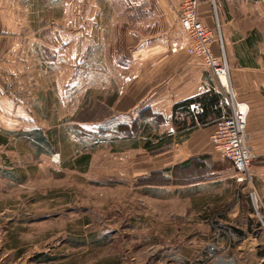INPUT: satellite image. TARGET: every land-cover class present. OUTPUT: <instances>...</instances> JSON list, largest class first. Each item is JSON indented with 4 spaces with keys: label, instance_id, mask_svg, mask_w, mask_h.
I'll return each mask as SVG.
<instances>
[{
    "label": "rangeland",
    "instance_id": "rangeland-1",
    "mask_svg": "<svg viewBox=\"0 0 264 264\" xmlns=\"http://www.w3.org/2000/svg\"><path fill=\"white\" fill-rule=\"evenodd\" d=\"M246 1H230L233 18L249 24L264 16L258 0ZM136 2L80 0L71 72V47L55 43L66 55L59 61L47 41L44 72L16 76L31 120L27 136L14 129L0 144V264H264V184L251 169L250 180L233 178L230 164L214 155L212 131L199 138L206 153L182 167L170 165L180 133L152 153L142 148L166 132L158 119L154 129L134 121L142 132L128 137L114 133L116 119L102 118L117 96L115 61L133 44L126 33L150 26L148 5ZM23 59L31 65L37 57L25 51ZM84 153L81 171L75 159Z\"/></svg>",
    "mask_w": 264,
    "mask_h": 264
},
{
    "label": "crops",
    "instance_id": "crops-1",
    "mask_svg": "<svg viewBox=\"0 0 264 264\" xmlns=\"http://www.w3.org/2000/svg\"><path fill=\"white\" fill-rule=\"evenodd\" d=\"M79 1L0 0V144L7 141L9 131L14 129H21L19 136L28 135L30 111L23 101L24 86L16 76L35 67L38 70L43 68L44 72L46 50L49 47L46 42L54 43L51 47L53 50L47 51L59 61L66 55L62 49L55 47V43L71 47L73 53L69 52V67L65 71L71 72L73 62H77ZM230 1L198 0L197 13L201 23L210 32L209 47L212 54L220 56V44L222 46L233 99L245 107L246 142L255 158H258L264 154V16L251 20L249 24L247 18V22H239L229 11ZM237 1L242 4L247 2ZM180 2H136L143 7L148 5L150 26L126 33L127 40L132 39L133 44L125 48L123 56L115 61L112 82L117 96L110 118L116 119V125L145 120L149 121L153 129L163 123L166 132L177 134L178 130L171 121L174 103L207 91L217 93L221 98L218 84L210 71L185 52V36L176 21ZM256 3L264 10V0ZM158 21L163 25L158 26ZM244 24L247 27L241 26ZM47 25L52 27L49 36L44 32ZM31 41L38 43V49L35 44L29 47ZM25 51L37 57L31 65L24 64ZM144 110L160 115L161 124L154 126L156 121L153 119H141L140 114ZM226 112L227 108L221 107L220 113ZM217 117L201 124L195 123L178 143L173 144L170 165L206 153L199 144V138L212 131ZM250 169L255 179L264 184V159L259 158L256 163L252 161ZM205 183L197 182L192 186L198 189Z\"/></svg>",
    "mask_w": 264,
    "mask_h": 264
},
{
    "label": "built area",
    "instance_id": "built-area-1",
    "mask_svg": "<svg viewBox=\"0 0 264 264\" xmlns=\"http://www.w3.org/2000/svg\"><path fill=\"white\" fill-rule=\"evenodd\" d=\"M197 7L198 0H181L176 12L177 24L185 36L184 49L187 55L198 59L213 75L221 92L218 105L228 110L215 118L208 139L217 159L230 163L234 179L237 182L248 181L249 166L255 156L246 142L245 107L242 105L244 108H241V104L233 99L222 46L220 44V56L212 54L210 32L199 20ZM189 109L193 113L201 112L197 103L190 104Z\"/></svg>",
    "mask_w": 264,
    "mask_h": 264
},
{
    "label": "trees",
    "instance_id": "trees-1",
    "mask_svg": "<svg viewBox=\"0 0 264 264\" xmlns=\"http://www.w3.org/2000/svg\"><path fill=\"white\" fill-rule=\"evenodd\" d=\"M115 95L111 97L108 102L106 103V106H111ZM220 96L217 93L207 91L204 92L198 96L190 97L181 101H178L172 105L171 108V121L173 126L176 130H178L177 135L182 134L184 135L194 127L195 123H204L209 118L219 116L221 113V107L218 105ZM193 102L198 103V105L201 108V112L199 113H193L189 109V105ZM78 118L75 119V121H82L83 119L80 118V113L77 114ZM111 111H105L102 118H106L107 116H111ZM141 119L142 118H151L154 121L158 119L160 122L162 121V118L160 115L152 113L150 110H144L140 114ZM100 118V119H102ZM98 119V120H100ZM138 125L135 126V122H132L131 125L127 124H117L114 128V133L117 131H124L126 132V135L128 137L134 136V134L141 129ZM182 129H185L183 131H180ZM140 131V130H139ZM180 131V132H179ZM133 132V135L131 134ZM142 132V131H140ZM148 135V133H147ZM176 134H172L171 132H164L161 135H152L149 136L147 139H145L142 143V148L146 150L149 153H152L160 148H163L167 144H169L172 141V137ZM133 138V137H132ZM180 141V139H179ZM137 144L135 141L131 143L132 148H136ZM89 154H81L75 159V163L77 164V167L79 170L83 171L88 163ZM228 162V161H226ZM229 163V162H228ZM190 164V161L187 160L183 162L181 165L182 167H186ZM230 164V163H229ZM233 233L237 235L238 238H242L244 234L236 229H232Z\"/></svg>",
    "mask_w": 264,
    "mask_h": 264
},
{
    "label": "bare ground",
    "instance_id": "bare-ground-1",
    "mask_svg": "<svg viewBox=\"0 0 264 264\" xmlns=\"http://www.w3.org/2000/svg\"><path fill=\"white\" fill-rule=\"evenodd\" d=\"M241 108H244V107L241 105Z\"/></svg>",
    "mask_w": 264,
    "mask_h": 264
}]
</instances>
